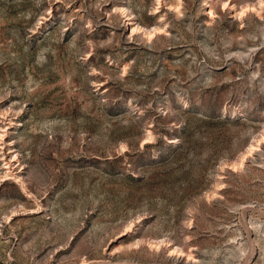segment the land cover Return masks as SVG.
Masks as SVG:
<instances>
[{
  "label": "rangeland",
  "instance_id": "1",
  "mask_svg": "<svg viewBox=\"0 0 264 264\" xmlns=\"http://www.w3.org/2000/svg\"><path fill=\"white\" fill-rule=\"evenodd\" d=\"M0 264H264V0H0Z\"/></svg>",
  "mask_w": 264,
  "mask_h": 264
}]
</instances>
